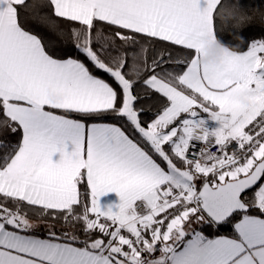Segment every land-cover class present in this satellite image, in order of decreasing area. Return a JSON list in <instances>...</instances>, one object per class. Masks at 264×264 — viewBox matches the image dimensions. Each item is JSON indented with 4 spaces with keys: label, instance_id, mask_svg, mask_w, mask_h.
Returning a JSON list of instances; mask_svg holds the SVG:
<instances>
[{
    "label": "snow or ice",
    "instance_id": "6c2138e0",
    "mask_svg": "<svg viewBox=\"0 0 264 264\" xmlns=\"http://www.w3.org/2000/svg\"><path fill=\"white\" fill-rule=\"evenodd\" d=\"M245 26L238 0H0V264H264Z\"/></svg>",
    "mask_w": 264,
    "mask_h": 264
},
{
    "label": "trees",
    "instance_id": "16d2710c",
    "mask_svg": "<svg viewBox=\"0 0 264 264\" xmlns=\"http://www.w3.org/2000/svg\"><path fill=\"white\" fill-rule=\"evenodd\" d=\"M239 5H240V13L242 15H247L251 17V22L253 27H247L243 29L244 34L246 36H255L256 38H264V36L261 35V21L264 19V0H238ZM227 31L225 35V41L233 40L232 37V29L230 25H225ZM240 29H238L239 31ZM239 43V41H234L233 46L235 44ZM173 55H179L178 51H174ZM151 117V113H148L147 116L142 117L143 119H148ZM59 228V225H57ZM79 228V225L77 226ZM197 229L199 230L201 228L200 225L196 226ZM203 230L205 231L206 234H227L231 231V226L230 225H223L220 226L219 228L217 227H212L208 228L207 226H204ZM41 231H43V228L41 227Z\"/></svg>",
    "mask_w": 264,
    "mask_h": 264
},
{
    "label": "crops",
    "instance_id": "0c3cea01",
    "mask_svg": "<svg viewBox=\"0 0 264 264\" xmlns=\"http://www.w3.org/2000/svg\"><path fill=\"white\" fill-rule=\"evenodd\" d=\"M118 202V197L115 193H108L100 197L101 206L104 207L109 204H115Z\"/></svg>",
    "mask_w": 264,
    "mask_h": 264
},
{
    "label": "built area",
    "instance_id": "2783aa9c",
    "mask_svg": "<svg viewBox=\"0 0 264 264\" xmlns=\"http://www.w3.org/2000/svg\"><path fill=\"white\" fill-rule=\"evenodd\" d=\"M197 147H199V145H197ZM211 151H212V152H215V151H216V148H215V147L211 148ZM190 154H191V153H190Z\"/></svg>",
    "mask_w": 264,
    "mask_h": 264
},
{
    "label": "rangeland",
    "instance_id": "374dc122",
    "mask_svg": "<svg viewBox=\"0 0 264 264\" xmlns=\"http://www.w3.org/2000/svg\"><path fill=\"white\" fill-rule=\"evenodd\" d=\"M195 227L197 226V225H194Z\"/></svg>",
    "mask_w": 264,
    "mask_h": 264
}]
</instances>
